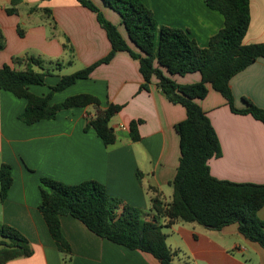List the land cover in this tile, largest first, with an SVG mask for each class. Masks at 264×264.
Here are the masks:
<instances>
[{
    "label": "crops",
    "instance_id": "crops-1",
    "mask_svg": "<svg viewBox=\"0 0 264 264\" xmlns=\"http://www.w3.org/2000/svg\"><path fill=\"white\" fill-rule=\"evenodd\" d=\"M92 1L127 40L120 16L102 0ZM141 1L158 23L189 30L201 47L224 27V16L209 8L205 0ZM250 6V27L243 43L261 44L264 0H250ZM10 7L13 0H0V29L6 39L0 51V69L12 65L13 57L24 55L62 64L50 66L46 85L30 86L35 95H47L51 85L68 76L58 74L65 67L76 65L72 74L81 72L112 51L96 13L78 0H20L17 15L7 13ZM32 8L37 10L30 13ZM46 8L52 10L57 28L42 16ZM19 25L26 29L24 37L18 34ZM66 39L74 48L73 54L63 47ZM171 78L180 85L202 80L198 72ZM144 81L139 61L120 51L108 64L98 66L89 79L71 86L79 84V92L60 98L69 87L51 100L55 105L73 95L91 94L101 101L102 109L109 103L122 106L111 121L117 141L110 146L94 129L87 128L96 113L93 106L63 110L55 120L29 126L19 119L26 101L0 89V166L11 165L13 176V186L1 201L0 217L3 225L22 232L34 249L32 257L8 264H161L150 253L100 238L69 215L61 217L64 238L72 249V255L66 256L52 239L40 209L44 177L72 186L94 180L104 185L111 197L144 212L151 209L150 187L158 188L164 201L171 202L174 190L170 183L181 158V141L175 128L186 119V109L167 99L156 77L148 90L142 88ZM230 87L236 109L246 108L245 99H249L264 110V58L232 78ZM198 102L209 116L223 150L221 157L209 162L211 175L233 183L264 184V123L252 115L233 113L228 101L210 86L208 95ZM134 120L142 121L138 142L132 140L129 131ZM259 215L264 220V207ZM165 233L168 246L177 253L174 264H264V248L241 234L237 224L211 230L198 223H177Z\"/></svg>",
    "mask_w": 264,
    "mask_h": 264
},
{
    "label": "trees",
    "instance_id": "trees-1",
    "mask_svg": "<svg viewBox=\"0 0 264 264\" xmlns=\"http://www.w3.org/2000/svg\"><path fill=\"white\" fill-rule=\"evenodd\" d=\"M78 1L96 13L98 22L108 34L112 51L85 70L61 78L55 86H50L45 96L33 94L30 86L46 85L54 62L32 55L13 57L12 65L5 64L0 69V89L26 101L19 119L31 126L43 120H55L63 110L93 106L96 113L87 128L94 129L106 146L115 144L117 134L110 125L122 106L109 103L106 109H102L101 101L91 94L73 95L55 105L51 100L77 81L89 79L98 66L108 64L120 51L128 52L139 61L145 80L144 90H148L156 77L158 87L167 99L182 105L187 117L175 128L180 136L181 158L178 172L170 183L174 190L171 202L164 201L158 188L150 187L153 197L149 212L111 197L106 187L94 180L72 186L48 177L41 179L40 209L58 249L66 256L72 255L61 225V217L66 215L82 222L100 238L131 250L150 253L161 264H174L177 253L168 246L165 230L177 223H198L211 230L237 224L241 234L264 248V220L259 215L264 207V184L233 183L211 175L209 162L221 157L223 150L209 116L198 102L208 95L210 86L228 101L233 113L252 115L264 123V110L251 100L245 99L246 108H235L230 87L232 78L264 58V43H243L251 21L250 0H205L209 8L224 16V27L206 47H201L189 30L158 23L154 13L141 0H102L106 7L120 16L127 40L95 2ZM19 3L20 0H13V7L6 9L7 13L17 15ZM36 10L32 8L29 12ZM51 11L49 8L42 10L57 28ZM18 31L19 36L24 37L26 29L23 25H19ZM5 46L6 39L0 29V51ZM63 47L65 51L74 53L69 39L65 40ZM197 72L202 80L190 85H180L171 78ZM140 124L141 120H134L129 126L135 142L141 139ZM0 185V200L3 202L13 186L9 164L0 166ZM0 234V264L34 255L31 243L18 229L3 225Z\"/></svg>",
    "mask_w": 264,
    "mask_h": 264
},
{
    "label": "rangeland",
    "instance_id": "rangeland-1",
    "mask_svg": "<svg viewBox=\"0 0 264 264\" xmlns=\"http://www.w3.org/2000/svg\"><path fill=\"white\" fill-rule=\"evenodd\" d=\"M43 17L44 16H46L44 13H43V15H42ZM47 19H49L48 17H46ZM71 54V53H70ZM75 70H77V67H76V65L75 66H67V67H65L64 69H63V71L62 72H58V74L59 75H69V74H72ZM53 81V80H52ZM80 86H79V84H78V86H73V87H71L70 89H68L66 92H64V93H62L61 95H59L60 96V98H66L67 96H69L70 95V93L71 92H79V90H81L80 88H79ZM43 89H46V88H43ZM0 188H1V185H0ZM0 209H1V200H0ZM2 226H3V224H2V220H1V217H0V233H1V228H2ZM2 239V237H1V234H0V240Z\"/></svg>",
    "mask_w": 264,
    "mask_h": 264
},
{
    "label": "built area",
    "instance_id": "built-area-1",
    "mask_svg": "<svg viewBox=\"0 0 264 264\" xmlns=\"http://www.w3.org/2000/svg\"><path fill=\"white\" fill-rule=\"evenodd\" d=\"M125 130V128H123Z\"/></svg>",
    "mask_w": 264,
    "mask_h": 264
}]
</instances>
